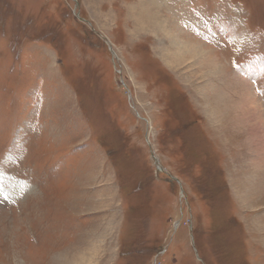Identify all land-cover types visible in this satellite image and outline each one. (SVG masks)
Returning a JSON list of instances; mask_svg holds the SVG:
<instances>
[{"label":"rangeland","instance_id":"374dc122","mask_svg":"<svg viewBox=\"0 0 264 264\" xmlns=\"http://www.w3.org/2000/svg\"><path fill=\"white\" fill-rule=\"evenodd\" d=\"M245 94L264 0H0V264H264Z\"/></svg>","mask_w":264,"mask_h":264},{"label":"bare ground","instance_id":"6f19581e","mask_svg":"<svg viewBox=\"0 0 264 264\" xmlns=\"http://www.w3.org/2000/svg\"><path fill=\"white\" fill-rule=\"evenodd\" d=\"M145 1V0H144ZM149 11H147L146 13L148 14V16L150 15L149 13H148ZM152 18V17H151ZM155 18V17H154ZM176 45V44H175ZM176 47V46H175ZM249 94V93H248ZM244 96V95H243ZM250 97H252L251 95H247V94H245V98L246 99H244V103H243V106H242V109H243V112H244V115H245V119L247 120V118L248 119H250V120H252V122H254L253 124H252V128L254 129H259V130H263V133H262V135H261V137H262V139H263V141L262 142H264V121L262 122V120L261 119H264V111H262L261 110V108H260V105L253 99V97L252 98H250ZM243 99V98H242ZM241 99V100H242ZM244 120V119H243ZM248 122V121H247ZM251 123V122H250ZM251 125V124H250ZM259 133V132H258ZM257 133V134H258ZM260 137V136H259ZM261 137H260V139L259 140H261ZM257 140V139H256ZM258 143V142H257ZM256 143V144H257ZM153 144V143H152ZM263 144V143H262ZM259 146H261V145H259ZM258 146V147H259ZM263 148V147H262ZM261 152V151H260ZM259 152V153H260ZM264 154V153H263ZM87 259V258H86ZM87 263H88V261H86ZM91 264V263H90Z\"/></svg>","mask_w":264,"mask_h":264},{"label":"built area","instance_id":"2783aa9c","mask_svg":"<svg viewBox=\"0 0 264 264\" xmlns=\"http://www.w3.org/2000/svg\"><path fill=\"white\" fill-rule=\"evenodd\" d=\"M161 171H162V169H161Z\"/></svg>","mask_w":264,"mask_h":264}]
</instances>
